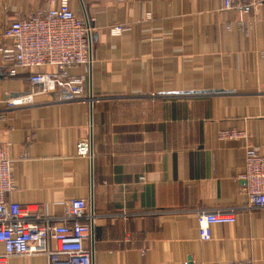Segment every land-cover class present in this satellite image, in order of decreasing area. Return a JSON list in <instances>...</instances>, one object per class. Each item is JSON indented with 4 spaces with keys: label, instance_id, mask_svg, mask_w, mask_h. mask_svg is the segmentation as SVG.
I'll list each match as a JSON object with an SVG mask.
<instances>
[{
    "label": "crops",
    "instance_id": "crops-1",
    "mask_svg": "<svg viewBox=\"0 0 264 264\" xmlns=\"http://www.w3.org/2000/svg\"><path fill=\"white\" fill-rule=\"evenodd\" d=\"M59 1L0 0V46L10 42L6 24ZM70 2L97 34L93 106L65 88L10 106L32 90L31 72L0 73V142H12L14 162L8 197L38 204L43 217L88 199L93 264H264V208H250L243 192L244 142L218 138L247 130L264 153V1L246 13L222 0ZM117 24L121 35L110 31ZM89 137L91 154L81 156L77 144ZM229 207L237 222L201 240L197 213Z\"/></svg>",
    "mask_w": 264,
    "mask_h": 264
},
{
    "label": "built area",
    "instance_id": "built-area-1",
    "mask_svg": "<svg viewBox=\"0 0 264 264\" xmlns=\"http://www.w3.org/2000/svg\"><path fill=\"white\" fill-rule=\"evenodd\" d=\"M264 0H222L225 10L241 7L242 13ZM87 14H77L70 0L58 6L40 9L5 25L3 37L9 44L0 46V73L14 76L18 68L30 70L32 90L10 97V106L27 105L35 96L65 88L72 95L92 103L90 73L93 63V26ZM126 26L111 27L113 35H121ZM72 66H84L85 72L72 74ZM50 70L38 71V68ZM224 142H244V173L247 181L243 192L250 208H264V153L261 146L248 142L249 132L236 128L220 130ZM11 141L0 142V264H8L14 256L46 255L49 264H93L88 245L92 234V211L88 199L76 197L65 203L63 215L43 217L38 204H22L8 196L15 189L14 162L9 154ZM92 138L77 144V153L90 156ZM27 154H24L26 156ZM43 220V222H41ZM238 220L235 207L201 210L197 213L199 237L213 238L214 225L234 224ZM188 264V263H185ZM231 264H253L246 263Z\"/></svg>",
    "mask_w": 264,
    "mask_h": 264
},
{
    "label": "water",
    "instance_id": "water-1",
    "mask_svg": "<svg viewBox=\"0 0 264 264\" xmlns=\"http://www.w3.org/2000/svg\"><path fill=\"white\" fill-rule=\"evenodd\" d=\"M96 38H97V34L93 33V42L96 40ZM89 85H90V97L92 98V103H91V107H92L93 106L94 97H93L92 73H91V71H90ZM244 182L247 183L246 180H244ZM92 212H94V204L93 203H92Z\"/></svg>",
    "mask_w": 264,
    "mask_h": 264
}]
</instances>
